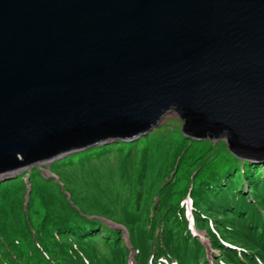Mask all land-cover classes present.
I'll list each match as a JSON object with an SVG mask.
<instances>
[{"label": "water", "instance_id": "1", "mask_svg": "<svg viewBox=\"0 0 264 264\" xmlns=\"http://www.w3.org/2000/svg\"><path fill=\"white\" fill-rule=\"evenodd\" d=\"M171 109L264 160V0H0V173L133 141Z\"/></svg>", "mask_w": 264, "mask_h": 264}, {"label": "rangeland", "instance_id": "2", "mask_svg": "<svg viewBox=\"0 0 264 264\" xmlns=\"http://www.w3.org/2000/svg\"><path fill=\"white\" fill-rule=\"evenodd\" d=\"M235 157L224 139H196L184 134L178 111L171 109L148 134L133 141L89 147L54 161L50 171L37 164L22 171L27 173L24 177L19 172L0 182V253L7 248L15 250L10 245L14 236L23 243L24 234H16V225L28 229L30 223L34 227L39 211L72 208L81 215L108 220L124 232L123 226L128 222L124 212L143 213L145 207L153 205L163 212L166 204L177 205L188 183L195 205L212 216L209 208L220 205L219 200L233 182L239 183L233 194L227 193L228 202L238 199L237 191L246 189L245 176L250 173L260 177L259 183L264 186L263 170L254 172L243 165V159ZM198 190L203 192L202 201L196 198ZM193 233L207 246V233ZM93 245L104 263L114 264L122 256L111 241ZM213 256H217L216 252L208 248V259Z\"/></svg>", "mask_w": 264, "mask_h": 264}, {"label": "trees", "instance_id": "3", "mask_svg": "<svg viewBox=\"0 0 264 264\" xmlns=\"http://www.w3.org/2000/svg\"><path fill=\"white\" fill-rule=\"evenodd\" d=\"M236 157V160L243 159V165L254 172L258 169L264 172V160H250L244 153ZM242 174H245L244 168ZM245 178L248 181L246 189L236 192L238 199L228 202L227 198V193L233 194L238 187L239 182L235 181L222 195L220 205L209 208L212 216H208L207 211L202 212L190 196L194 225L207 233L210 248L216 252L213 264H264V186L254 173ZM224 186L225 183L219 185V189ZM182 193V198L190 195L189 183ZM195 195L200 201L204 198L200 190ZM182 200L176 206L166 204L163 212L155 205L145 207L143 213L141 210L124 212L128 219L124 225L129 232L131 246L137 251V264H149L154 245L152 264H171L173 261L177 264H210L206 247L189 230ZM36 214L39 220L34 227L30 223L28 229L16 225V234H24L23 243L14 236L10 245L15 250L7 248L0 253V264H113L109 261L104 263L93 245L97 242L106 245L110 241L122 253L114 264H128L129 251L120 231L96 219H89L72 208L42 210Z\"/></svg>", "mask_w": 264, "mask_h": 264}, {"label": "clouds", "instance_id": "4", "mask_svg": "<svg viewBox=\"0 0 264 264\" xmlns=\"http://www.w3.org/2000/svg\"><path fill=\"white\" fill-rule=\"evenodd\" d=\"M182 121V120H181ZM183 127H184V124H183V122H182V129H183ZM185 134V133H184ZM187 136H190V135H188V134H186ZM191 137V136H190ZM192 138H195V137H192ZM197 139V138H196ZM118 140H121V139H118ZM117 139H116V141H118ZM123 141V140H122ZM108 143H110V142H108ZM100 145V144H99ZM101 145H103V144H101ZM96 146V145H95ZM91 147H93V146H91ZM87 148H89V147H87ZM87 148H84V149H82V150H85V149H87ZM82 150H78V151H82ZM78 151H72L71 153H68V154H66V155H63V156H60V157H56V158H54V159H50V160H48V161H45V162H40V163H35V164H33V165H30V166H28V167H26V168H21V169H18V170H12V171H7V172H4V173H0V182H2V181H5V180H8V179H12V178H14L16 175H18L19 174V172H21V173H24V172H22V171H24V170H26L27 168H30V167H33L34 165H43V166H46L47 168H48V170H49V167L51 166V164L54 162V161H56V160H58V159H61V158H63V157H65V156H67V155H70V154H73V153H75V152H78ZM232 154V153H231ZM234 156H237V155H234ZM43 163H46V164H43ZM264 163V162H263ZM32 169H30L29 171H31ZM50 171V170H49ZM26 173H24V175H25ZM23 175V176H24ZM25 180H26V183L28 184L29 183V176L28 177H25ZM28 186V188H29V190L28 191H30V185L28 184L27 185ZM246 187V186H245ZM30 193V192H29ZM183 200H182V206H183V208H184V210H185V215H186V218H187V220H188V224H189V230H190V232L192 233V236H194V237H196V235L193 233L194 231H195V233H197V231L198 232H200V230H198L196 227H195V223H192L191 221H190V219H189V215H191V217H192V213H193V207H192V204H191V201H190V195H186L184 198H182ZM28 201H29V197H28ZM27 207H28V203L25 205V209H26V214H27ZM188 212V213H187ZM85 217H87V216H85ZM87 218H89V219H96V220H98V221H100V222H102L103 224H106L107 226H109V227H111V228H113V229H115V230H118V231H120L121 232V236H122V240H123V242L125 243V245L127 246V248H128V251H129V253H128V255H127V258H126V261H127V263L128 264H137V262H136V254H137V251L136 250H134L133 248H132V246H131V242H130V237H129V232H128V230H127V228L125 227V225L123 226L125 229H126V231H124L123 232V230L122 229H119V228H116V227H113V226H111L110 224H109V221L108 220H105V219H102V218H97V217H87ZM126 233V234H125ZM205 233V232H204ZM199 240H200V238H198ZM201 241V240H200ZM113 242V241H112ZM202 242V241H201ZM204 245V244H203ZM205 246V245H204ZM206 247V249H207V251H208V248H210V245H209V241H208V239H207V246H205ZM211 249V248H210ZM154 256H155V245H154V249H153V253H152V255H151V258H150V261H149V264H152V260H153V258H154ZM208 258V257H207ZM213 260V259H212ZM212 260H209L208 259V261L210 262V264L212 263ZM171 264H177L175 261H173Z\"/></svg>", "mask_w": 264, "mask_h": 264}]
</instances>
